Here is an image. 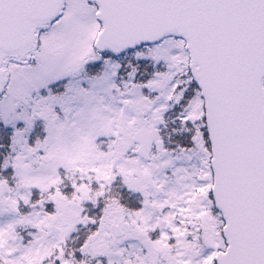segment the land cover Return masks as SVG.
<instances>
[{
    "label": "snow or ice",
    "instance_id": "obj_1",
    "mask_svg": "<svg viewBox=\"0 0 264 264\" xmlns=\"http://www.w3.org/2000/svg\"><path fill=\"white\" fill-rule=\"evenodd\" d=\"M0 264H264V0H0Z\"/></svg>",
    "mask_w": 264,
    "mask_h": 264
}]
</instances>
